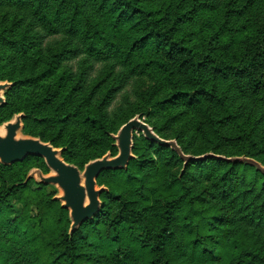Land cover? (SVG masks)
<instances>
[{
    "label": "trees",
    "instance_id": "1",
    "mask_svg": "<svg viewBox=\"0 0 264 264\" xmlns=\"http://www.w3.org/2000/svg\"><path fill=\"white\" fill-rule=\"evenodd\" d=\"M0 81V124L23 114L79 170L136 116L184 156L264 166V0H0ZM132 154L72 236L56 190L26 181L43 159L0 165V264H264L260 173L141 134Z\"/></svg>",
    "mask_w": 264,
    "mask_h": 264
},
{
    "label": "water",
    "instance_id": "2",
    "mask_svg": "<svg viewBox=\"0 0 264 264\" xmlns=\"http://www.w3.org/2000/svg\"><path fill=\"white\" fill-rule=\"evenodd\" d=\"M12 86L9 82L0 81V107L5 105V93ZM23 114L14 115L9 121L0 124V165L11 166L22 162L28 156L43 159L48 173L40 169H32L27 180H34L37 184L53 187L57 194L53 200L60 203V207L68 211L70 222L69 236L86 221L91 220L99 211L100 195L106 188L97 185V178L103 171L126 170L129 161L134 157L133 136L140 133L147 140L159 146L169 147L185 162L190 160L216 159L231 164H241L254 168L264 177V166L246 157L225 158L208 154L199 158L184 156L175 140L160 139L139 116L122 125L116 134L111 135L117 155L110 153L103 157L89 161L79 170L68 164L62 158V149L54 148L50 143H44L39 138L24 135Z\"/></svg>",
    "mask_w": 264,
    "mask_h": 264
},
{
    "label": "rangeland",
    "instance_id": "3",
    "mask_svg": "<svg viewBox=\"0 0 264 264\" xmlns=\"http://www.w3.org/2000/svg\"><path fill=\"white\" fill-rule=\"evenodd\" d=\"M97 70H100L101 67L97 66L96 67ZM153 84L149 81H135L129 84V86L126 88V92L122 93L118 98L117 101L115 102L114 108L117 109L120 105V103L125 99V97L127 96L128 93H131V95L134 97L135 95H140L142 93V95L145 93V91L150 88ZM144 120V119H143ZM127 123V122H126ZM125 123V124H126ZM124 125V124H123ZM140 133H137L135 135H139ZM142 135V134H141ZM57 194V192H56Z\"/></svg>",
    "mask_w": 264,
    "mask_h": 264
}]
</instances>
